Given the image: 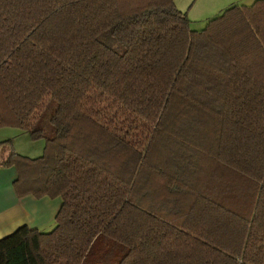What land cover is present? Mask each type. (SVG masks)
I'll return each mask as SVG.
<instances>
[{
    "label": "trees",
    "instance_id": "16d2710c",
    "mask_svg": "<svg viewBox=\"0 0 264 264\" xmlns=\"http://www.w3.org/2000/svg\"><path fill=\"white\" fill-rule=\"evenodd\" d=\"M191 24L176 0H0V128L46 142H0V167L62 201L0 264H264V0Z\"/></svg>",
    "mask_w": 264,
    "mask_h": 264
},
{
    "label": "crops",
    "instance_id": "0c3cea01",
    "mask_svg": "<svg viewBox=\"0 0 264 264\" xmlns=\"http://www.w3.org/2000/svg\"><path fill=\"white\" fill-rule=\"evenodd\" d=\"M228 8L230 7L226 9ZM17 179L15 168L0 167V240L23 226L41 232L52 231L56 226V216L62 205L60 199L47 197L36 199L33 196L19 198L14 189Z\"/></svg>",
    "mask_w": 264,
    "mask_h": 264
},
{
    "label": "rangeland",
    "instance_id": "374dc122",
    "mask_svg": "<svg viewBox=\"0 0 264 264\" xmlns=\"http://www.w3.org/2000/svg\"><path fill=\"white\" fill-rule=\"evenodd\" d=\"M258 0H176L177 8L187 13L193 31H202L207 22L220 16L223 9L233 6L250 7ZM232 5V6H231ZM45 112V121L51 117L52 108ZM10 141L13 150L21 156L36 159L45 152L44 139L33 141L28 133L16 127L0 128V142Z\"/></svg>",
    "mask_w": 264,
    "mask_h": 264
}]
</instances>
